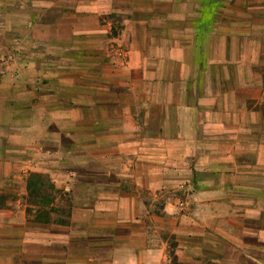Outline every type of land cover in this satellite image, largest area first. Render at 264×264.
<instances>
[{
  "label": "crops",
  "instance_id": "0c3cea01",
  "mask_svg": "<svg viewBox=\"0 0 264 264\" xmlns=\"http://www.w3.org/2000/svg\"><path fill=\"white\" fill-rule=\"evenodd\" d=\"M174 188H264V0H0V264H264Z\"/></svg>",
  "mask_w": 264,
  "mask_h": 264
},
{
  "label": "rangeland",
  "instance_id": "374dc122",
  "mask_svg": "<svg viewBox=\"0 0 264 264\" xmlns=\"http://www.w3.org/2000/svg\"><path fill=\"white\" fill-rule=\"evenodd\" d=\"M204 189H209L210 192L204 193ZM253 189H258V190H256V192L252 191L251 194L249 188H248L249 191H245V193H243L244 191H242L241 189H236V188H225V189L223 188V190L222 191L220 190V192H219V188H174L173 190H169L166 193H162V194H165L164 195L165 198L163 202L167 203L168 205L171 204L172 206H175L177 212H179L180 215H186L188 213L194 214L196 213V211H199V213L202 214L203 216H207L206 212L209 211L210 213L212 211L214 212L217 211L213 208H209V210L193 209L192 202L195 204H201V202H203V199L212 200V202H216V201L228 202L227 205L228 211L232 210L231 212H234V214L243 213L242 210L243 205L241 203L244 201H252V200L259 201L260 206L263 207L264 188H253ZM208 196L210 197L208 198ZM208 202L210 203L211 201ZM236 202H239V204L236 205ZM237 209H239L240 211ZM242 225L243 227L249 228V227H253L254 224L244 220L242 222ZM244 244L253 245L254 239L252 240L250 237H244ZM230 247H231L230 245H227L228 249ZM251 248L252 247H248L247 250H250ZM252 250L253 253H251V255H255V257L258 258L259 260L264 259V252L262 251V248H259V251H257V253L255 251L256 249L254 248V246ZM228 259H231V261H235V259L239 260L235 256H230L228 257ZM242 259H243V264H252L251 260L248 259V257H246L245 255H243ZM171 264H177L174 258H172ZM207 264H213V263L207 262Z\"/></svg>",
  "mask_w": 264,
  "mask_h": 264
}]
</instances>
